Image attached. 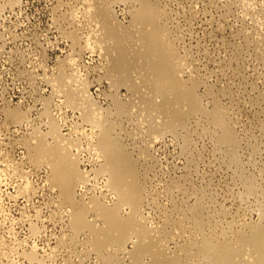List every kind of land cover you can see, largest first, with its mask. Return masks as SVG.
<instances>
[{"label":"rangeland","instance_id":"374dc122","mask_svg":"<svg viewBox=\"0 0 264 264\" xmlns=\"http://www.w3.org/2000/svg\"><path fill=\"white\" fill-rule=\"evenodd\" d=\"M136 2L0 0V264L151 263L148 255H141L147 257L142 261L135 255L132 256L135 260L131 258L129 253L136 252L134 243L139 242L136 234L131 235L132 240H125L131 241L126 245L112 243L114 247L112 245L111 249L109 243L106 252L104 248L94 251L98 240L96 234L93 236L94 231L89 228L88 232L86 227L79 229L74 224L75 229L71 225V220L75 223L73 217L85 210L82 207L86 208L84 205L89 202L85 210L89 215L87 217L84 213L85 218L96 229L106 226L100 207L111 209L118 201L120 216L126 219L133 212L130 211L131 206L129 210V202L123 204L118 200L120 197L113 192L110 175L105 176L106 172L100 168L105 163L100 150L104 130L131 160L132 169L138 172H134L135 178L137 182L141 181L138 182L139 187L143 185L141 190L142 187L146 189L145 193L142 192L144 189L141 191V199L144 200L142 203L140 200L141 206L135 213L144 217L134 214L136 221L141 219L139 223H146L144 226L151 233L153 229V237L162 240L160 249L166 247L162 250L166 251L164 254L168 257L179 254L177 257L182 261L185 258L178 264L187 260V264H191L193 259V263L200 261L196 264H207L199 255L201 259L197 261L196 255L197 248L201 246L199 244L204 238L209 239V235L215 242L220 238L217 243L223 239L225 244L226 239L234 240L233 243L227 242L234 247L239 230L247 233L259 221L264 224V212H261L264 211V47L259 43V38L264 37V0H250L248 5L243 0H149V4H153L152 11L157 13L159 9L157 14L160 16L157 22L159 18L155 14L158 25L150 24L154 25L152 30L146 22H140V26L135 17L132 18L141 7L140 2ZM97 8H103L101 12L104 14ZM93 9L95 13L91 12L92 15L90 11ZM107 14L114 18H108ZM104 16L108 21L119 22L123 30L130 24V31L135 30L138 24L143 27V24L150 30L145 29L147 33L155 34L154 39L159 37L157 32L162 33V37L166 36L175 56L170 60L165 56V59L176 65L171 75L177 83V91L185 92L187 97L192 93L195 100L199 97L196 102L198 108L190 106L191 102L186 98L171 100L166 110L168 98L160 94L154 85L151 86L156 89L152 88V91H156L151 95L149 81L138 79L142 77L138 72L130 75L134 81H141L138 89H132L123 82L117 83L110 68L113 62L110 63L111 57L105 53V49L113 47V39L102 42L104 46L101 41L97 42L104 37L102 28L108 26ZM105 23L107 26L103 25ZM138 28L136 32H131L140 34L144 30ZM130 31H127L128 36ZM122 32L126 34V30ZM139 34L130 36L134 38L136 35L137 39ZM52 78H56L55 81ZM177 78L180 79L177 81ZM147 94L148 99L145 98ZM83 96L85 100H82ZM142 96L147 104L141 101ZM123 105L127 110H123ZM217 109L224 113L231 133H236V143L229 144L231 149L237 145L234 147L237 151L233 148L234 158L230 153L232 150L227 149V142L222 139L223 135L220 136L223 127L212 125L210 115ZM144 111L149 114H141ZM174 111L178 112L177 117ZM56 144L64 149H59ZM53 148L59 153H54ZM61 153H66L74 163L66 174L64 171L67 168L56 169ZM75 170L80 178L74 179ZM62 176L68 185L65 181H61L63 186L60 184ZM245 180L248 181L246 187L251 188L247 189L254 192L250 193L251 196L247 195ZM65 185L70 188L69 196L62 189ZM259 203H263V207ZM90 207L96 211L87 212ZM192 209L195 213L199 212L198 216L193 214ZM74 210L78 212H71ZM94 212H100V215ZM199 215L202 219H197ZM181 216L188 220H183ZM178 219H182L183 224ZM195 219L200 223H196ZM164 222L174 227L165 224L168 229L165 225L162 228ZM226 223L230 226L227 224V227ZM262 223L259 224L262 226ZM178 224L184 230H180ZM196 224H201V229ZM244 226L250 229L245 230ZM203 232L204 238L201 236ZM246 233L244 236L240 233L235 249L247 247L244 240L241 241L243 244L239 242L248 235ZM200 239H203L202 242ZM92 240H96L95 244ZM163 240L168 241L167 244ZM189 244L199 246L196 245L195 249ZM180 248L181 251H178ZM250 248L247 249L254 254ZM247 249L244 254L249 260L254 255L247 253ZM190 250V255L193 252L191 256L188 254ZM27 253L31 254L30 259Z\"/></svg>","mask_w":264,"mask_h":264},{"label":"bare ground","instance_id":"6f19581e","mask_svg":"<svg viewBox=\"0 0 264 264\" xmlns=\"http://www.w3.org/2000/svg\"><path fill=\"white\" fill-rule=\"evenodd\" d=\"M101 1H103V0H101ZM124 1V0H123ZM130 1V0H129ZM135 2H136V0H134ZM138 2H140V4L138 3V2H136V4L138 3L141 7H138V9H137V11H138V13H135V16L133 15V17L132 18H134L135 20H137L138 22H139V24H140V26H141V23L143 22L144 24H145V22H146V26H150V24H154L155 22H156V20L157 19H155V14L157 15L156 16V18H159L158 17V10L159 9H157L156 11H157V13H154L155 12V10H154V12L152 11V8L153 7H151V5H153V4H149V0H137ZM156 1V0H155ZM249 1L250 0H243V3L244 4H246V5H248L249 4ZM99 2V1H98ZM132 2H133V0H132ZM255 2V1H254ZM101 5H103V4H101ZM255 5V4H254ZM108 6V5H107ZM141 8V10H139ZM158 8V7H157ZM260 8V7H259ZM98 9V8H97ZM135 9V8H134ZM261 9V8H260ZM96 10V9H95ZM98 10H100V13H103L104 14V12H101L102 10H103V8H102V10L101 9H98ZM104 11H105V9H104ZM107 11V10H106ZM105 11V12H106ZM140 11V12H139ZM89 12V11H88ZM91 12H94V9L92 10V11H90V13ZM96 12L98 13V11L96 10ZM256 12V11H255ZM258 12V11H257ZM95 13V12H94ZM96 13V15H98ZM108 13V12H107ZM110 13V12H109ZM154 13V14H153ZM249 13V12H248ZM92 14V13H91ZM137 14V15H136ZM159 14H160V12H159ZM93 15V14H92ZM95 15V16H96ZM99 16V18H100V14L98 15ZM103 16V15H102ZM101 16V17H102ZM107 16H108V18H110L111 16L110 15H108L107 14ZM107 16L105 17V20H106V18H107ZM110 16V17H109ZM94 17V16H93ZM97 17V16H96ZM111 18H114V17H111ZM110 18V19H111ZM103 19V18H102ZM133 19V20H134ZM264 19V18H263ZM104 20V19H103ZM99 21V20H98ZM107 21V24H108V26H107V24L105 23V24H103V25H106L107 26V28H105V27H103L102 28V30H103V35H104V37L103 38H99L100 40H97V42L98 41H101V45H102V42L103 43H105V42H107L106 40L109 38V39H113L112 41L115 43H113V47L112 48H108V49H105V47H103V49H105V53H108V55H106V56H110L111 58V60H110V63L111 62H113V64H112V67H110L111 68V73H112V75L114 76V78H115V81L117 82V83H121V82H123V83H125V84H127V85H129L132 89H138L139 87H140V84H141V81H139L138 80V82H136V81H134L133 80V78L130 76L131 75V73L133 72H138V74L139 75H141L142 77H140V78H138V79H142V82H147V81H149V83H150V90H151V92H152V94L151 93H149V90H148V94H151V95H154L153 94V92H155V91H152L153 89H156L157 88V91L160 93V94H162V95H164L165 97H167L168 98V101H167V103H166V110L168 109L167 107L170 105V103L172 102L171 100H175V101H177V100H179V99H181V100H186V98L187 99H189L190 100V102H191V104H189L188 102V104L191 106L192 105V107L193 106H196V102H197V99L199 98H197L196 100H195V97L192 95V93L189 95V97H187V95L188 94H184L185 92H178L177 90H178V86H177V83L174 81L175 79L173 78V76L171 75V73L173 72V70H174V67L176 68V65L175 64H172V62L171 61H167L166 59H165V56H167V58L170 60V59H173L174 58V52H173V49H172V47H171V45L169 44V42L165 39V34H164V36L165 37H162L163 36V34L162 33H160V32H157L158 31V29L157 28H160L161 30H163L160 26L158 27L157 26V28H156V32L158 33V36L159 37H157V38H155L154 39V37H155V34H152V33H147L146 31H145V29L148 31L149 30V28L147 29V27H144V25L142 24V26L143 27H139L138 25H136L135 27V30H131L132 32L133 31H137V28L139 27L140 28V30L141 29H143L144 28V30L139 34V33H132L130 30H129V27H131V25L132 24H130L129 25V27L128 28H125V30H126V34H125V32L123 33L122 31H125V30H123V28L121 27L120 28V26H119V22H116V23H118V24H116L115 23V20H109L108 21V19L106 20ZM106 21H104V22H106ZM114 21V22H113ZM137 21H135V23L137 22ZM158 21H160V18H159V20H157V22ZM101 22V21H100ZM104 22H102V23H104ZM141 22V23H140ZM93 23V22H92ZM133 23V22H132ZM149 25H148V24ZM134 24V23H133ZM155 24H157V23H155ZM154 24V25H155ZM95 25H96V23H95ZM100 25V24H99ZM102 25V26H103ZM154 25H152V26H150V27H152V28H150V30H152V29H154ZM158 25V24H157ZM101 25H100V27H102ZM118 26H119V28H120V30L122 29V31H120L119 30V28H118ZM156 26V25H155ZM133 27V26H132ZM163 27V26H162ZM105 28V29H104ZM138 28V29H139ZM99 29H101V28H99ZM165 29V28H164ZM149 30V31H150ZM130 31V35L132 34L133 36H134V34H139V36H138V38L136 39L135 37H136V35H135V37L133 38L132 36H128L127 34H129L128 32ZM139 31V30H138ZM160 31V30H159ZM263 31V30H262ZM102 32V31H101ZM140 32V31H139ZM257 32V31H256ZM255 32V33H256ZM254 33V34H255ZM261 33V32H260ZM264 33V32H263ZM102 35V36H103ZM162 35V36H161ZM72 36V35H71ZM97 36H99V35H97ZM101 36V35H100ZM75 36H73V38H74ZM254 37V36H253ZM108 39V40H109ZM260 39V40H259ZM258 40L259 41H261V42H259L261 45V47L263 46L264 47V37H263V39L262 38H259ZM251 40V39H250ZM74 41V40H73ZM110 41V40H109ZM252 41V40H251ZM257 41V40H256ZM254 42V41H253ZM258 42V41H257ZM110 43V42H109ZM255 43V42H254ZM98 44V43H97ZM107 44V43H106ZM105 44V45H106ZM256 44V43H255ZM110 45V44H109ZM114 45H115V47H114ZM100 46V45H99ZM102 46H104V45H102ZM108 46V45H107ZM106 46V47H107ZM258 47L259 49L261 48V47ZM109 47H111V46H109ZM163 47L165 48V53H163ZM256 47V46H255ZM102 49V48H101ZM102 49V50H103ZM262 49H264V48H262ZM262 49H260V50H262ZM106 50H108V52L106 51ZM264 51V50H263ZM261 52V51H260ZM103 53H104V51H103ZM263 55V54H262ZM164 57V58H163ZM259 57H260V55H259ZM112 58H113V61H112ZM262 58V57H261ZM132 59V60H131ZM108 59H107V57H106V61H107ZM131 60V61H130ZM109 61V60H108ZM107 61V62H108ZM263 62V61H262ZM109 63V62H108ZM107 63V64H108ZM106 63H104V65H105ZM172 64V65H171ZM264 64V63H263ZM106 66V65H105ZM183 67V66H182ZM181 68V67H180ZM177 72V71H176ZM179 73V72H178ZM61 74V73H60ZM64 74V73H63ZM175 74V73H174ZM180 74H181V72H180ZM64 76H65V74H64ZM179 76V75H178ZM54 77H57V76H54ZM60 77H62L61 75H60ZM177 77V76H176ZM175 77V78H176ZM53 79V78H52ZM51 79V80H52ZM54 79H56V78H54ZM52 80V81H55V80ZM60 79H62V78H60ZM63 79H66V77L64 78L63 77ZM180 78H177V81L179 80ZM137 80V79H136ZM151 81V82H150ZM193 81V80H192ZM194 82V81H193ZM193 82H192V84H193ZM151 83H153V84H151ZM195 83V82H194ZM197 83V82H196ZM195 83V84H196ZM55 84V83H54ZM148 84V83H147ZM181 84H182V82H181ZM181 84H179V85H181ZM151 85H154V86H156V88H153ZM183 85V84H182ZM194 85V84H193ZM197 85V84H196ZM182 87V86H181ZM56 88H58V87H56ZM147 88H148V86H147ZM153 88V89H152ZM183 88H184V86H183ZM186 88V87H185ZM191 88H193L192 86H191ZM195 88H196V86H195ZM195 88H194V90H195ZM187 89V88H186ZM189 89H190V87H189ZM145 90V89H144ZM147 90V89H146ZM190 90H193V89H190ZM197 90V89H196ZM70 90H68L67 91V93L69 92ZM187 91V90H186ZM190 92V91H189ZM72 93H73V91H72ZM83 93V92H82ZM82 93H81V95H82ZM85 93H86V91H85ZM148 94L145 96V98L148 96ZM67 95H70V94H67ZM159 95V94H158ZM76 96V95H75ZM77 96H79V95H77ZM161 96V95H160ZM86 97V96H85ZM143 97V96H142ZM141 99V98H140ZM143 99H144V97L141 99V101L143 102ZM146 99H148V97L146 98ZM145 99V100H146ZM82 100H85L84 99V96H83V98H82ZM81 100V101H82ZM121 101V100H120ZM147 101V100H146ZM151 101H152V103H153V100L151 99ZM71 102V101H70ZM145 102V101H144ZM143 102V103H144ZM151 103V104H152ZM201 103V102H200ZM144 104H147V103H144ZM181 104V103H180ZM184 104V103H183ZM121 105H122V103H121ZM124 107H123V110L125 109V110H127L126 108H125V105H123ZM189 106V107H190ZM89 107V106H88ZM197 107V106H196ZM198 108V107H197ZM196 108V109H197ZM200 109H201V107H199ZM195 109V108H194ZM199 109V110H200ZM203 109V108H202ZM181 110V109H180ZM148 111V110H147ZM147 111H144L143 113H141V114H143L144 115V113L145 112H147ZM226 111V110H225ZM125 112V111H124ZM127 112V111H126ZM145 114H149V113H145ZM174 116L175 117H177L178 116V112H176V111H174ZM224 113H222V111L220 110V109H217L216 111H215V113H213V114H211L210 116H211V120H212V122H213V124L212 125H214V127H215V124L216 125H218L219 127L221 126V127H223V130H222V134H220V136H222L223 135V137H222V139L224 138V140L227 142V144H228V147H227V149L228 148H230V145L229 144H235L236 143V139H235V137H234V135L236 134L235 132H234V135L231 133V130H229L228 128L229 127H227V126H229L228 124H226L227 123V121H226V123H225V120H224V115H223ZM226 119V118H225ZM231 123V122H230ZM229 123V124H230ZM227 125V126H226ZM216 128V127H215ZM218 128V127H217ZM231 128V127H230ZM221 129L222 128H220L219 130H220V132H221ZM53 131V130H52ZM220 136H218V137H220ZM240 138V137H239ZM238 138V139H239ZM218 139V138H217ZM216 139V140H217ZM238 139H237V141H238ZM217 142H219V141H217ZM60 143V142H59ZM219 143H221V142H219ZM239 143H240V140H239ZM239 143H238V145H239ZM243 143V142H242ZM57 145V144H56ZM57 146H59V145H57ZM57 146H55L56 148H58ZM224 146H225V143H224ZM233 146V145H232ZM235 146H237V145H235ZM234 146V147H235ZM241 146V145H240ZM239 146V147H240ZM60 147L61 146H59V149H60ZM233 147V148H234ZM61 148H63V146L61 147ZM233 148L231 149L230 148V150H232V152H230L231 154H232V156H233V158H234V152H233ZM241 148V147H240ZM64 149V148H63ZM237 149H238V147H237ZM100 150H101V152H102V155H103V157H104V159H105V163L103 164V166L102 167H100V168H102V171L103 172H106V174H105V176L107 175V174H109L110 175V179H109V181L111 182L110 184H111V187L113 188V192L115 191V192H117V194L119 195V197H120V199H118V200H120L123 204H124V202H126V203H128L129 202V210H130V206L132 207L131 209L132 210H130V211H133L131 214H130V212H128V214H130L129 216L127 215V217H129V218H127L126 216V219L124 218V217H122V216H120L119 214H120V211H118V207H119V204H117L118 203V201H117V203L115 204V205H117V207H115V205L113 204V206L115 207H112L111 209H109V207H107V208H104V207H100V209H101V216L104 218V220L103 221H105V223H106V226H105V228H97L96 229V226L95 227H92L91 225H92V223L89 221V220H87L85 217V214L87 215V217H88V215H89V213L87 214V213H85L86 211L85 210H87V206H88V204H90V202L89 203H87V205L85 204L84 206H86V208H84V207H82V209H85V210H81V212L79 211V213H75V212H78V211H71V212H73L74 214H76V216H74L73 218H75V223H73L72 222V220H71V225H73L74 226V224L76 225V227L77 228H79V229H81V228H83V227H86V229L88 230V232H89V228H91V230L92 231H94V234H93V236L96 234L97 235V242H96V248L97 249H94V251H97V250H101V249H103L104 250V252H106V250H105V248L107 247L106 245H108L109 243H111V245L109 246V248L114 244H118V243H122V244H125L127 241H125L126 239H130V240H132L131 238V235L132 234H136V236L139 238V242H138V244H137V242H135L134 243V240H133V243H134V245H136L135 246V248H136V252L134 251V249H133V251H134V254H132L131 255V253H129L130 254V256H131V258H132V256H136V257H138V258H140V260L142 259V258H147V257H144V256H150V261L149 262H151V263H149V264H178V263H180V261L181 262H183L184 261V259H183V261L182 260H180V259H182V258H178L177 256L179 255H175L176 257H173L172 255V257L170 256V257H168L166 254H164V253H166V251H164V252H162V250L164 249V247H162V250L160 249V246H161V241L162 240H160V241H158L159 239L158 238H154V237H157V236H154L153 237V229H151L152 230V233L150 232V230L148 229V228H146L144 225L146 224H144L143 222H142V224H140L139 222H141L140 220L141 219H139L138 220V218H137V220L138 221H136V219H135V215L136 216H138L137 214H135V213H137L138 211V206H139V202H140V200H141V202L140 203H142V201L144 200H142L141 198H143L141 195V193L142 192H144L146 189H144V187H142L143 189V191L141 190V186H143V185H141L140 187H139V184H138V182H141V181H138L137 182V180H136V176L134 175V172H135V170H133L132 169V167H131V160L128 158V156H126L121 150H120V148H119V146H118V144H117V142H115L112 138H111V136L109 135V133H108V131L107 130H104L103 131V133H102V140H101V143H100ZM234 150H236V148H234ZM54 151H56V149L54 150V148H53V152ZM147 151V150H146ZM229 151V150H228ZM237 151V150H236ZM236 151H235V153H236ZM39 152V151H38ZM40 153V152H39ZM55 153V152H54ZM56 153H57V151H56ZM59 153V152H58ZM57 153V154H58ZM141 154H142V152H141ZM146 154H147V152H146ZM148 155H149V153H148ZM142 156H144V154L142 155ZM40 157V156H39ZM43 157V156H42ZM235 158H236V156H235ZM237 161H238V158H237V160H235V162H236V164H237ZM239 164V163H238ZM72 165H74V163H73V161H72V159H70L69 158V156L65 153V154H63V153H61L60 154V156H59V161H58V163L56 164V169L57 170H59V169H61V167H63V168H67L65 171H64V173L66 174V171H70L69 170V168L72 166ZM231 165V164H230ZM235 166V165H234ZM237 166V165H236ZM238 167H239V165H238ZM97 169V168H96ZM99 171H101V170H99ZM102 172V173H103ZM137 172V171H136ZM135 172V173H136ZM74 173L76 174L75 176H74V179L75 178H80V174H79V172H76V170L74 171ZM138 173V172H137ZM247 173V172H246ZM245 173V174H246ZM104 176V175H103ZM239 176V175H238ZM240 176H243V175H240ZM248 176H250V175H248ZM139 178V177H138ZM243 178V177H242ZM62 179V180H61ZM61 179H60V184L62 183V182H64L65 181V184H69L68 182H66V178L65 177H61ZM67 179H70V178H67ZM73 180V179H72ZM139 180V179H138ZM173 180V179H172ZM240 180V179H239ZM62 181V182H61ZM173 181H175V180H173ZM177 181V180H176ZM185 181V180H184ZM245 182H246V180H245ZM248 182V181H247ZM247 182L245 183V188H246V192H247V195L248 196H251L253 193H251V191H250V186H247V187H249L250 189L248 190L247 189V187H246V185H247ZM249 182H251V181H249ZM71 183V182H70ZM108 183L109 182H107V185H108ZM173 183V182H172ZM185 183V182H184ZM244 183V182H243ZM186 184V183H185ZM184 184V185H185ZM250 184V183H249ZM251 184H253L252 182H251ZM62 186H63V183L61 184ZM173 185V184H172ZM177 185H179V184H177L176 183V187H178ZM66 186V185H65ZM64 186V187H65ZM71 186V184L69 185V187ZM69 187H65V189L64 188H62L63 190H65L64 192H66V194H67V196H69L71 193H69V190L68 189H70ZM176 187H175V189H176ZM254 187V186H253ZM28 188V187H27ZM60 188V189H61ZM80 188V187H79ZM180 188H181V186H180ZM244 188V187H243ZM257 188V187H256ZM26 189V188H25ZM71 189H73V188H71ZM174 189V190H175ZM253 189H255V188H253ZM23 190H24V188H23ZM29 190V189H28ZM108 190V189H107ZM112 189H110V191H111ZM172 190V189H171ZM177 190H178V188H177ZM258 190V189H257ZM142 191V192H141ZM248 191H249V194H248ZM254 191V190H253ZM70 192H73V191H70ZM76 192V191H75ZM114 192V193H115ZM172 192H173V190H172ZM245 192V193H246ZM69 193V194H68ZM145 193V192H144ZM244 193V192H243ZM250 193H251V195H250ZM167 194V193H166ZM169 194V193H168ZM167 194V195H168ZM171 194V193H170ZM247 195H245V196H247ZM76 196H77V194H76ZM79 196V195H78ZM174 196V195H173ZM86 197V196H85ZM113 197V196H112ZM241 197H242V195H241ZM243 197H244V195H243ZM74 198V197H73ZM80 198V197H79ZM146 198V197H145ZM178 198V197H177ZM245 198V197H244ZM255 198V197H254ZM258 198V197H257ZM64 199H66V198H64ZM75 199V198H74ZM116 199H117V197H116ZM173 199V198H172ZM259 199V198H258ZM91 200V199H90ZM244 200V199H243ZM119 201V202H120ZM148 202V201H147ZM200 203V202H199ZM198 203V205H200L201 206V203L199 204ZM264 203V202H263ZM263 203L260 205V203H259V205L260 206H262L263 207ZM71 204V203H70ZM91 204H92V202H91ZM131 204V205H130ZM150 204V203H149ZM205 204V203H204ZM256 204V203H255ZM75 205V204H74ZM97 204H95V206H96ZM120 205H121V203H120ZM185 205V204H184ZM89 206H91V205H89ZM100 206V205H99ZM122 206H124V205H122ZM125 206H128L127 204L125 205ZM140 206H141V204H140ZM140 206H139V208H140ZM144 206V205H143ZM149 206V205H148ZM208 206V205H207ZM257 206V205H256ZM73 207V206H72ZM79 207L80 206H78V209H79ZM176 207H177V205H176ZM75 208H76V205H75ZM74 208V209H75ZM92 209V210H89V209ZM89 209H88V211L87 212H89V211H93V210H95V209H93L92 207H90ZM98 208V206H96V209ZM120 208V207H119ZM122 208V207H121ZM183 208V207H182ZM191 208V207H190ZM193 208V207H192ZM196 208V209H195ZM195 208H193V209H195V210H197V205L195 206ZM199 208V207H198ZM81 209V208H80ZM99 209V208H98ZM99 209V210H100ZM143 209V208H142ZM146 209V208H145ZM162 209V208H161ZM193 209H192V212H194L193 211ZM202 209H203V207H202ZM261 209V208H260ZM66 210V209H65ZM122 210V209H121ZM125 210V209H124ZM140 210V209H139ZM181 210V209H180ZM200 210V209H199ZM96 211V210H95ZM176 211V210H175ZM191 211V210H190ZM206 211H208V210H206ZM71 212H70V214H71ZM100 212H94V213H96L97 215H98V213H99V215H100ZM141 212V211H140ZM139 212V213H140ZM183 212H184V209H183ZM189 212V211H188ZM196 212V211H195ZM193 213V214H197V216H198V214H199V212L198 213ZM262 213L264 212V211H261ZM85 213V214H84ZM93 213V214H94ZM119 213V214H118ZM175 213V212H174ZM135 214V215H134ZM144 213H142V215H143ZM161 214V213H160ZM165 214V213H164ZM173 214V213H172ZM178 214V213H177ZM187 215L189 214V213H186ZM191 214V213H190ZM261 214V213H260ZM96 215V216H97ZM139 215H141V213L139 214ZM183 215H185V214H183ZM194 215V216H195ZM263 215H264V213H263ZM71 216H73V215H71ZM147 216H149V215H147ZM179 216V215H178ZM189 216V215H188ZM193 216V215H192ZM206 216V215H205ZM209 216V215H208ZM99 217V216H98ZM139 217V216H138ZM144 217V216H143ZM143 217H139V218H143ZM182 217V216H181ZM263 216H261V218H262ZM148 218V217H147ZM162 218V217H161ZM180 218V217H179ZM183 218V220H185L184 218V216L182 217ZM189 218V217H188ZM193 218V217H192ZM198 218H201L200 217V215H199V217H197V219ZM206 218H207V216H206ZM260 218V217H259ZM71 219H72V217H71ZM95 219V218H94ZM100 220H101V218H99ZM98 219V220H99ZM145 219V218H144ZM187 219V218H186ZM194 219V218H193ZM197 219H195L196 220V223H200V221L198 220V222H197ZM202 219V218H201ZM264 219V218H263ZM70 220V219H69ZM89 221L90 223H91V225L87 222V221ZM146 220V219H145ZM178 220H180V219H178ZM182 220V219H181ZM180 220V221H181ZM181 221L182 222V224H183V222L184 221ZM188 220V219H187ZM187 220H185V221H187ZM204 220V219H203ZM92 221V220H91ZM94 221V220H93ZM92 221V222H93ZM161 221V220H160ZM167 221V220H166ZM171 221V220H170ZM191 221V220H190ZM192 221H194V220H192ZM262 221V220H261ZM261 221H259V223H262ZM70 222V221H69ZM148 222V221H147ZM149 222H151V220L149 221ZM176 222V221H175ZM174 222V223H175ZM208 222V221H207ZM263 222H264V220H263ZM155 223V222H154ZM177 223V222H176ZM178 223H180V222H178ZM194 223H195V221H194ZM204 223H206V222H204ZM203 223V224H204ZM254 224V225H258V226H260L259 228L258 227H254V225L253 226H251L252 228L250 229V227H246V226H244L245 227V230H246V228L248 229H250L249 230V232H247L248 233V235L247 236H245L244 237V239L242 238V239H240V241L239 242H243V240H244V242H246L248 245H250V246H248V245H246L247 247H245V244H244V246L243 247H245L244 249H242L241 248V250L239 249V250H237V249H235V246H236V244H237V242H238V236L240 235V233H241V235H243L244 236V234L246 233V232H244V233H242V232H240V230L238 231V233H239V235L237 236V238L235 239V240H237V241H235V245H234V247H233V244H227V242H231V240H229V241H227V239H226V244L225 243H222L223 241H224V239L222 240V244L221 243H217V242H219L220 240V238H218L217 240H216V242L214 241V240H212V239H210V238H212V237H210L211 235H209V239H205L203 236H204V233L205 232H203V234L201 235L202 236V238H204V240H203V242H202V240H201V242L202 243H200L199 245H201L199 248H197L198 249V252H197V255H196V257H198V255L199 256H202L203 258H204V260L203 261H205V262H207V264H264V224L261 226V224ZM70 224V223H69ZM94 224V223H93ZM160 223H158V225H159ZM165 224H167V222L165 223L164 222V224H162L163 226H162V228L164 227V225ZM171 223H169V225H170ZM208 225H209V222L207 223ZM206 224V225H207ZM212 224V223H211ZM225 224V223H224ZM228 223H226V225H227ZM35 225V224H34ZM95 225V224H94ZM93 225V226H94ZM150 225V224H149ZM168 224H167V226H169ZM179 226H178V228L180 229L181 227L180 226H182L181 224H178ZM193 225H195V224H193ZM197 225V227L198 228H200L201 227V224H196ZM229 225V224H228ZM228 225H227V227H228ZM245 225V224H244ZM249 224L247 223V226H248ZM251 225V224H250ZM101 226V225H100ZM100 226H98V227H100ZM153 226V225H152ZM166 226V225H165ZM167 226H166V229H168L167 228ZM171 227H174V225L172 226V225H170ZM175 226H177V225H175ZM184 226V225H183ZM213 226V225H212ZM217 226V225H216ZM215 226V227H216ZM230 226V225H229ZM31 228H32V226H30ZM37 227V226H36ZM70 227H72V226H70ZM76 227L74 226V228L76 229ZM185 227V226H184ZM205 227V226H204ZM214 227V226H213ZM223 227V226H222ZM263 227V228H262ZM38 228V227H37ZM73 228V229H74ZM151 228V227H150ZM165 228V227H164ZM177 228V227H176ZM183 228V227H182ZM180 229V230H184V229ZM196 228V227H195ZM203 228V227H202ZM224 228V227H223ZM71 229V228H70ZM74 229V230H75ZM165 229V231H167ZM173 229V228H172ZM197 229V228H196ZM201 229V228H200ZM199 229V230H200ZM217 229V228H216ZM84 230V229H83ZM159 230H160V228H159ZM158 230V231H159ZM162 230H164V229H162ZM204 230V229H203ZM224 230V229H223ZM32 231H33V228H32ZM72 231V230H71ZM79 231V230H78ZM77 231V232H78ZM86 231V230H85ZM84 231V232H85ZM91 231V232H92ZM155 231V233H157V230H154ZM165 231H164V233H165ZM176 231V230H175ZM187 231V230H186ZM196 231V230H195ZM201 231V230H200ZM229 231H231V230H229ZM248 231V230H247ZM36 232V231H35ZM75 232V231H74ZM77 232H75V233H77ZM82 231H80V233H81ZM83 232V233H84ZM182 232V231H181ZM202 232V231H201ZM201 232H200V234H201ZM224 232V231H223ZM34 233V232H33ZM184 233V232H183ZM188 233V232H187ZM225 233V232H224ZM228 233V232H227ZM237 233V232H236ZM237 233V234H238ZM246 233V234H247ZM87 234V233H86ZM153 234V235H152ZM163 234V233H162ZM161 234V235H162ZM166 234V233H165ZM167 234H169V233H167ZM172 234L173 233H171L170 235L172 236ZM177 234V233H176ZM185 234V233H184ZM193 234H197V233H193ZM216 234V233H215ZM34 235V234H33ZM64 235V234H63ZM76 235V234H75ZM82 235V234H81ZM95 235V236H96ZM156 235V234H155ZM158 235V234H157ZM164 235V234H163ZM168 236V237H171V236ZM181 235V234H180ZM217 235V234H216ZM214 236V237H217V236ZM67 236V235H66ZM68 236H69V234H68ZM72 236V235H71ZM74 236V235H73ZM79 236V235H78ZM87 236V235H86ZM165 236V235H164ZM163 236V237H164ZM167 236V235H166ZM165 236V237H166ZM183 236H185V235H183ZM206 237L208 236V235H205ZM243 236H241V237H243ZM91 237V236H90ZM131 237V238H130ZM133 237H135V235L133 236ZM160 237V236H159ZM173 237H174V235H173ZM187 237V236H186ZM190 237V236H189ZM227 237V236H226ZM229 237V236H228ZM65 238V237H64ZM75 238V237H74ZM77 238V237H76ZM96 238V237H95ZM94 238V239H95ZM136 238V237H135ZM134 238V239H135ZM162 238V237H161ZM160 238V239H161ZM176 238V237H175ZM71 239H73V238H71ZM93 239V240H94ZM158 239V240H157ZM165 239V238H164ZM172 239V238H171ZM189 239V238H188ZM194 239V238H193ZM215 239V238H214ZM79 240V239H78ZM93 240H92V242H93ZM179 240V239H178ZM88 241V240H87ZM96 241V240H95ZM95 241L93 242V244H95ZM136 241V240H135ZM137 241H138V239H137ZM164 241V240H163ZM167 241V240H166ZM91 242V241H90ZM115 242H117V243H115ZM128 242L130 243L131 241H129L128 240ZM127 242V243H128ZM168 242V241H167ZM167 242H163V243H166L167 244ZM174 242V241H173ZM234 242V240H232V242L231 243H233ZM241 242V243H242ZM79 243V242H78ZM83 243H84V241H83ZM113 243V244H112ZM163 243H162V245H163ZM171 243V242H170ZM241 243H239L238 245H241ZM89 244H91V243H89ZM92 244V245H93ZM121 244V245H122ZM186 244V243H185ZM192 244V243H191ZM243 244V243H242ZM114 245L112 246V247H114ZM119 245V244H118ZM126 245V244H125ZM130 245V244H129ZM165 245V244H164ZM190 245V244H189ZM197 245V244H196ZM195 245V246H196ZM199 245H197V246H199ZM232 245V246H231ZM84 246V245H83ZM89 246V245H88ZM191 247H193L192 245H190ZM190 246H187V247H190ZM195 246H194V248H195ZM242 246V245H241ZM240 246V247H241ZM60 247V246H59ZM62 247H63V245H62ZM93 248H94V246H92ZM112 247H111V249H112ZM126 247V246H125ZM124 247V248H125ZM134 247V246H133ZM191 247L190 248H188V249H191ZM237 247V246H236ZM248 247H252V248H250L251 249V251H252V249H253V252H254V254H252L251 252H250V250H248L247 248ZM2 248V247H1ZM67 248V247H66ZM116 248H120V247H116ZM166 248V247H165ZM179 248V247H178ZM64 249V248H63ZM71 249V248H70ZM107 249V248H106ZM110 249V250H111ZM121 250H123V248L121 247L120 248ZM186 249V248H185ZM184 249V250H185ZM196 249V248H195ZM245 249H247L248 251H247V253L249 252V254L250 255H254V256H252L253 258H250L249 257V254H248V256L247 257H249L250 259L248 260V259H245L246 257V254H244V251H245ZM69 250V249H68ZM81 250V249H80ZM109 250V251H110ZM125 250V249H124ZM166 250V249H165ZM182 251L183 253L185 252V251ZM187 250V249H186ZM3 251V250H2ZM70 251V250H69ZM119 251V250H118ZM128 251V250H127ZM131 251V250H130ZM132 251V252H133ZM168 251V250H167ZM171 251V250H170ZM176 251V250H175ZM174 251V252H175ZM178 251H181V248H180V250H178ZM90 252V251H89ZM93 252V251H92ZM169 252V251H168ZM173 251H172V253H174ZM190 252H191V250L189 251V255H190ZM32 253V252H31ZM73 253V252H72ZM109 253V252H108ZM119 253H121V251L119 252ZM125 253H126V250H125ZM180 253V252H179ZM193 253V252H192ZM192 253H191V255H192ZM245 253H246V251H245ZM26 254V253H25ZM28 254V253H27ZM127 254V253H126ZM176 254H177V252H176ZM180 254H182V253H180ZM186 254H187V251H186ZM5 255V254H4ZM29 255V254H28ZM34 255H36V254H34ZM33 255V256H34ZM74 255H76V254H74ZM91 255V254H90ZM101 255H103L102 253H101ZM100 255V256H101ZM114 255V254H113ZM141 255H144V256H142V257H140ZM185 255V254H184ZM190 255V256H191ZM1 256H3V255H1ZM30 256H31V254L29 255V259H30ZM100 256H98V257H100ZM112 256V255H111ZM180 256V255H179ZM185 256H187V258H188V255H185ZM27 257V256H26ZM87 257V256H86ZM103 257V256H102ZM115 257V256H114ZM135 257V258H136ZM184 257V256H183ZM195 256L193 255V257L192 258H194ZM118 258V257H117ZM123 258H125V257H123ZM130 258V257H129ZM137 258V260H139ZM186 258V259H187ZM31 259L33 260V259H35V258H33V257H31ZM114 259V258H113ZM121 259V258H120ZM132 259H134V258H132ZM190 259V261H191V258H189ZM201 259V258H200ZM199 259V257H198V259L196 258V260L198 261V260H200ZM28 260V259H27ZM41 260H42V258H41ZM105 260V259H104ZM123 260V259H122ZM135 260V259H134ZM133 260V261H134ZM135 261V262H141V261ZM36 261V260H35ZM38 261V260H37ZM80 261V260H79ZM78 261V262H79ZM84 261V260H83ZM82 261V262H83ZM107 261V260H106ZM117 261V260H116ZM132 261V260H131ZM188 261V260H187ZM187 261L185 262L186 264H187ZM39 262V261H38ZM105 262V261H104ZM120 263H122L121 261H119ZM148 262V261H147ZM193 262H194V259H193ZM193 262H191V264H196V263H199V262H196V263H193ZM204 262V263H205ZM111 263V262H110ZM119 263V264H120ZM144 263V262H143ZM184 263V264H185ZM189 263V262H188ZM31 264V263H30ZM40 264V263H39ZM42 264V263H41ZM45 264V263H44ZM73 264V263H72ZM116 264V263H115ZM145 264V263H144ZM182 264V263H181ZM201 264H202V262H201Z\"/></svg>","mask_w":264,"mask_h":264}]
</instances>
